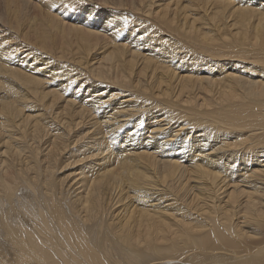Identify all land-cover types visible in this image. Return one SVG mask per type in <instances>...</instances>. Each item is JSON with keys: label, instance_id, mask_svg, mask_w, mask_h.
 <instances>
[{"label": "bare ground", "instance_id": "1", "mask_svg": "<svg viewBox=\"0 0 264 264\" xmlns=\"http://www.w3.org/2000/svg\"><path fill=\"white\" fill-rule=\"evenodd\" d=\"M0 264H264V0H0Z\"/></svg>", "mask_w": 264, "mask_h": 264}, {"label": "rangeland", "instance_id": "2", "mask_svg": "<svg viewBox=\"0 0 264 264\" xmlns=\"http://www.w3.org/2000/svg\"><path fill=\"white\" fill-rule=\"evenodd\" d=\"M55 79L57 80L58 78H55ZM149 118H150V117H149ZM151 124H152V123H151V121L149 120L148 123L145 125V127H148V126L151 125ZM132 129H133V128H132ZM139 131H140V130H139ZM193 137H194V136H193ZM193 137H192V139H193ZM141 138L144 139V135L141 136ZM194 138H196V137H194ZM142 139H141V140H142ZM125 140H127V138H126ZM141 140H140V141H141ZM230 140H231V139H230ZM140 141H139V142H140ZM117 142H118V141H117ZM129 143H130V142H129ZM129 143H127V144H129ZM119 144H122V141L119 140ZM209 144H212V142H210ZM112 145H113V144H112ZM123 145H125V143H124ZM131 146H133V145L131 144ZM206 146H209V145H206ZM117 148H118V146H117V147H114L113 150L115 151ZM121 148H123V147H121ZM209 151H210V150H209ZM209 151H208V152H209ZM238 165H239V164H238ZM238 165H237V166H238ZM237 166H235V167H237ZM67 169H68V168H67ZM67 169H64V168H63V169H61V171H64V170L69 171V170H67ZM57 172H58V171H57ZM59 175H60V174H59ZM61 176H62V175H61ZM154 196H155V197H154ZM156 196H157V195H154V194H153V195L150 196V198H154V199H156V198H157ZM154 201H155V200H154ZM162 204L164 205L165 203H162Z\"/></svg>", "mask_w": 264, "mask_h": 264}, {"label": "snow or ice", "instance_id": "3", "mask_svg": "<svg viewBox=\"0 0 264 264\" xmlns=\"http://www.w3.org/2000/svg\"><path fill=\"white\" fill-rule=\"evenodd\" d=\"M79 5L81 6L82 10L87 11L89 8V0H78ZM92 8L99 9L101 6L99 4H92Z\"/></svg>", "mask_w": 264, "mask_h": 264}]
</instances>
